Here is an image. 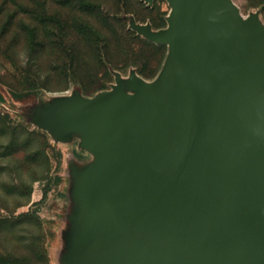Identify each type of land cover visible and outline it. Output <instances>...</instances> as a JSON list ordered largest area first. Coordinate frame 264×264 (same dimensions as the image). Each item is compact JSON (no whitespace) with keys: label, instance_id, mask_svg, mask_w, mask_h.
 I'll list each match as a JSON object with an SVG mask.
<instances>
[{"label":"rangeland","instance_id":"374dc122","mask_svg":"<svg viewBox=\"0 0 264 264\" xmlns=\"http://www.w3.org/2000/svg\"><path fill=\"white\" fill-rule=\"evenodd\" d=\"M3 1L10 2L0 3ZM51 1L50 11L56 17L53 36L62 35L57 25L60 20L87 21L98 29L102 60L79 39L75 44L84 54L76 59L79 67L73 73L76 62L70 68L66 53L76 39L69 27L64 40L67 49L59 54L65 68L58 74L49 73V51L40 58L41 78L70 79L68 86L51 84L15 97L13 92L20 90L15 86V67L26 66L28 48L14 35L15 27L0 34V264H124L123 244L131 250L132 264L157 258L159 252L167 254L154 250L156 244L177 247L178 240L193 239L196 224L192 215L181 220V210L176 208L187 190L179 170L171 156L142 163L129 174L133 192L129 193L124 182L127 174L113 177L114 146L103 141L108 131L103 120L97 119V108L89 107L87 101L114 91L134 94L145 80L158 75L165 53L158 49L162 43L155 35L170 30L169 2L86 0L99 5L100 11L82 14L74 9V0L67 7H61L59 0ZM170 2L177 41L181 45L198 42L211 0ZM231 3L243 22L251 21L256 31L264 32V2ZM187 9L191 17H185L183 10ZM6 20V16L0 18V33ZM22 20L33 24L26 17ZM150 73L153 77L146 76ZM83 83L92 90L84 93ZM97 85L99 89H95ZM126 147L123 145L121 156L129 162ZM138 200L144 203L139 214L132 212L137 206L129 207ZM119 224L126 231L122 241ZM156 264H168V260Z\"/></svg>","mask_w":264,"mask_h":264},{"label":"water","instance_id":"95a60500","mask_svg":"<svg viewBox=\"0 0 264 264\" xmlns=\"http://www.w3.org/2000/svg\"><path fill=\"white\" fill-rule=\"evenodd\" d=\"M167 1L171 7L170 30L157 31L156 40H173L180 44L175 38V11L170 0ZM183 12L187 14L185 17L191 14L188 9ZM204 22L200 40L188 44L201 48L197 97L184 119L180 133L176 132L178 122L171 117H162L160 111L159 116L154 113L153 116L140 117L138 131L132 142L143 162H125L122 156H115V148L120 149L121 155L123 145H127L112 141L114 132L110 115L99 112L97 106L88 103L89 107L97 108V119L103 120L104 128L111 132L105 134L103 141L114 146L112 174L115 178H123L127 174L128 181L124 182L129 193H133L129 174L142 163L161 156H171L172 163L186 184L187 190L180 195L181 201L176 208L181 210V220L187 219L189 215L195 217L193 239L185 237L178 240L177 247L157 243L154 250H165L167 254L164 256L159 252L157 258L151 257L141 264H156L164 258H167L168 264H264V152L261 153L260 168L257 164H251L250 169H240L241 172L214 162L209 154L214 121L218 115L227 113L234 103L240 82L242 44L248 31L255 26L251 21L245 23L237 16L231 0H211L209 14ZM251 46L261 70L260 86L263 89L264 32L251 38ZM142 90L143 83L137 92ZM112 93L118 94L115 91L109 94ZM145 127L148 128L146 132ZM193 142L195 151L190 156L188 154ZM134 206L137 209L133 213L139 214L144 210V203L140 200L132 201L129 205L131 209ZM123 218L124 215L119 216V222ZM119 229L124 233L120 234L121 240L126 236V231L120 224ZM123 248L126 252L124 264H132L131 250L124 244Z\"/></svg>","mask_w":264,"mask_h":264},{"label":"crops","instance_id":"0c3cea01","mask_svg":"<svg viewBox=\"0 0 264 264\" xmlns=\"http://www.w3.org/2000/svg\"><path fill=\"white\" fill-rule=\"evenodd\" d=\"M258 35L261 33L251 28L245 36L240 82L234 103L227 113L216 117L210 135L211 159L234 171L250 169L251 164L260 168L261 153L264 152V88L260 86L261 70L251 46V38ZM161 43L165 45V57L159 73L143 82L141 92L101 93L87 101L97 106L99 112L110 115L114 132L112 141L127 145V159L130 161L143 162L132 142L141 116H153L154 113L159 116L160 111L162 117H171L178 122L176 132L180 133L198 94L201 48L180 45L173 40ZM145 128V132L148 131ZM115 152V156H121L119 148H115Z\"/></svg>","mask_w":264,"mask_h":264},{"label":"trees","instance_id":"16d2710c","mask_svg":"<svg viewBox=\"0 0 264 264\" xmlns=\"http://www.w3.org/2000/svg\"><path fill=\"white\" fill-rule=\"evenodd\" d=\"M12 4V9L9 8V3ZM3 1L0 3V18L6 16L7 20L4 25V29L0 34H5L12 27H15L14 35L18 38H22L24 44L26 45L27 54V64L25 67H15V86H19L20 90L13 92V96H20V92H31L36 89H47L51 84L53 85H61L63 88L67 87L70 79H60L59 81H53L52 78L47 75L43 79L40 76L42 60L40 59L43 53L48 50L49 51V61H48V71L49 73L58 74L65 68V64L63 62H59L62 60L60 55L62 52H65L67 49L66 43H64L66 36L68 34L69 27L73 30V36L75 37V41L70 45V52L66 53L69 57H66L70 60L71 66H73L76 59H78L79 55L84 54L82 48L75 44L76 41L82 40L84 42V46L88 47L90 50H94L98 54V58L101 62L102 58L99 56L100 48L98 47V29L91 23L84 21L82 19L74 20L73 22H67L64 20H60L58 22L59 28H61L62 35L58 37H54L52 34L53 26L56 24V17L52 13L51 10V0H32L30 5H24L16 2L15 0ZM264 2V0H261ZM70 3L69 0H59V5L61 7H67ZM74 9L79 13H96L100 11V6L97 4L90 3L86 0H74L73 2ZM22 17H26L32 21L33 24L24 23ZM105 24H107L106 20H103ZM49 28H51L49 30ZM48 29V31H47ZM14 40V39H13ZM13 40H11V44H13ZM68 40V38H67ZM158 49H161L163 53H165V45L159 44L157 45ZM81 49V50H80ZM104 52V51H102ZM60 54V55H59ZM65 54V55H66ZM66 55V56H67ZM104 59V58H103ZM78 62V61H77ZM75 63V67L73 69V73L79 67V62ZM105 62V60H104ZM15 66V65H14ZM154 74L146 75L147 77H153ZM81 83V81H79ZM100 85H97L95 89H99ZM82 91L84 93H88L92 89L89 86H86L85 83L81 85ZM0 99L3 97L0 95ZM1 122V121H0ZM5 123V120H2ZM7 263L9 261H6ZM15 262H19L15 260ZM17 264V263H16ZM20 264V263H18Z\"/></svg>","mask_w":264,"mask_h":264},{"label":"bare ground","instance_id":"6f19581e","mask_svg":"<svg viewBox=\"0 0 264 264\" xmlns=\"http://www.w3.org/2000/svg\"><path fill=\"white\" fill-rule=\"evenodd\" d=\"M194 151H195V142L192 143L191 150L189 151V154L188 155H190L191 153L194 154Z\"/></svg>","mask_w":264,"mask_h":264}]
</instances>
